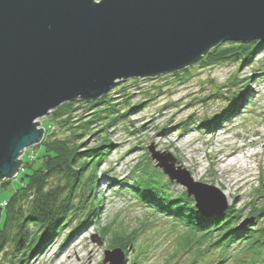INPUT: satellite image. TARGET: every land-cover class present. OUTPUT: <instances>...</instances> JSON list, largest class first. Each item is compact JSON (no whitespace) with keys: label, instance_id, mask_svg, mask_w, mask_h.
<instances>
[{"label":"rangeland","instance_id":"1","mask_svg":"<svg viewBox=\"0 0 264 264\" xmlns=\"http://www.w3.org/2000/svg\"><path fill=\"white\" fill-rule=\"evenodd\" d=\"M199 63L185 68L190 70L189 78L174 77L183 69L119 81L105 95L109 108L106 104L80 106L74 116L93 111L104 116L112 108V117L116 118L105 130L101 128L106 127V120L99 119L101 122L95 125V130H100L99 137H107L110 143L102 150L105 158L97 171L99 210L93 221L79 230H75L74 223L75 229L67 228L51 239L32 264H105V251L114 247L132 249L126 254L127 264H214L212 254L219 249L198 257L202 247L194 238L202 232L147 207L128 189L132 168L138 161L146 157L149 166L157 168L149 147L171 153L194 181L215 186L222 193L228 188L229 204L234 203L236 209L247 208L256 191L264 186V73H258L264 72V48L243 67L226 63L201 68ZM234 76L239 82L231 85ZM243 86L248 88L244 97ZM225 91L230 93L223 94ZM234 94H239L238 100L230 107ZM59 108L37 121L38 129L43 130L42 140L24 151L18 174L1 181L0 203L26 183L33 168L40 166L46 141L67 134L64 108ZM225 108L228 114L208 126L207 121ZM94 140L97 138H90L89 144H94ZM241 153L251 156L244 163L227 165ZM156 170L162 173L159 168ZM199 170L206 172L203 177H198ZM221 177L223 182L218 186ZM168 189L173 193L186 191L174 182L169 183ZM229 249L227 264H237L246 257L239 243ZM3 264H8L7 260ZM255 264H264V252Z\"/></svg>","mask_w":264,"mask_h":264},{"label":"water","instance_id":"2","mask_svg":"<svg viewBox=\"0 0 264 264\" xmlns=\"http://www.w3.org/2000/svg\"><path fill=\"white\" fill-rule=\"evenodd\" d=\"M255 41L264 43V0H0V181L41 142L36 121L64 103L94 102L119 81L177 72L225 42ZM148 152L203 215L227 209L220 189L194 182L170 153ZM123 262L121 249L105 251L103 263Z\"/></svg>","mask_w":264,"mask_h":264},{"label":"trees","instance_id":"3","mask_svg":"<svg viewBox=\"0 0 264 264\" xmlns=\"http://www.w3.org/2000/svg\"><path fill=\"white\" fill-rule=\"evenodd\" d=\"M262 48L264 43L259 41L226 42L211 50L199 65L212 68L235 63L243 67ZM189 71L185 69L174 77L189 78ZM231 81V85H235L239 79L234 76ZM216 89L222 93L221 87ZM247 92L248 88L243 86L242 96ZM238 95H232L230 107L235 105ZM99 104H106L109 108L108 96L91 103L73 102L62 107L67 134L46 141L40 166L33 168L26 183L6 200L5 208L0 207V264L5 260L8 264H29L30 256L38 255L37 248L42 246V242L57 235L60 228L73 229L76 223L77 228L74 229L77 231L96 214L99 205L95 192L97 171L105 158L102 150L110 143L107 137H99L100 130H95V125L106 120V127L101 128L105 130L116 122V118L112 117V108V112L105 108L104 116L99 111L79 117L74 114L81 105L91 108ZM224 114H228L227 108L212 121H207V125L215 124ZM92 137L97 140L90 145L88 140ZM149 164L145 157L132 168V180L128 184L131 194L147 207L165 210L173 220L175 218L177 222L202 232L194 238V242L202 247L198 257L219 249L217 254H212L215 255L212 262L227 264L229 248L239 243L243 248L241 253L246 257L237 264H255V259L264 252V186L256 191L255 202L252 201L247 208L236 209L231 205L221 216L204 218L195 210L192 199L185 192L169 190L168 181L162 180L161 173ZM52 180H55L54 184ZM244 222L246 224L242 226Z\"/></svg>","mask_w":264,"mask_h":264},{"label":"bare ground","instance_id":"4","mask_svg":"<svg viewBox=\"0 0 264 264\" xmlns=\"http://www.w3.org/2000/svg\"><path fill=\"white\" fill-rule=\"evenodd\" d=\"M97 1V0H96ZM256 42V41H255ZM101 99V98H100ZM100 99H98V100H100ZM98 100H96V101H98ZM73 102H84V101H82V100H76V101H73ZM73 102H70V103H73ZM95 102V101H94ZM70 103H64L63 105H61L60 107H63L65 104H70ZM85 103H87V102H85ZM89 103H91V102H89ZM51 113V112H50ZM49 116V115H48ZM47 116V117H48ZM39 120H41V119H39ZM38 121V120H37ZM36 121V122H37ZM171 132H168V135L170 134ZM26 150V149H25ZM24 150V151H25ZM24 151L22 152V154L24 153ZM164 152H166V151H164ZM161 153H163V152H161ZM171 154V153H170ZM172 155V154H171ZM173 156V155H172ZM251 156V154H240L238 157H236V158H234L233 160H230L229 162H227V165H232V164H234V163H237V162H240V163H244V162H246V159L248 158V157H250ZM21 157H22V155L19 157V161H22L21 160ZM174 157V156H173ZM175 158V157H174ZM213 158V157H212ZM177 160V159H176ZM156 163V162H155ZM180 165V164H179ZM181 166V165H180ZM156 167V166H155ZM182 167V166H181ZM158 168V167H157ZM156 168V169H157ZM161 171H162V173H161V175H163L164 177H167V180H168V183H170V182H174V181H171L170 180V178H169V176L167 175V174H165L164 172H163V170L161 169V168H159ZM18 170H19V168L17 169V171L15 172V175L14 176H16L17 174H18ZM199 172V175H198V177H203L204 175H205V171L204 170H199L198 171ZM13 176V177H14ZM163 176H162V179H163ZM156 178H157V176H155ZM222 180V181H221ZM194 182H196V181H194ZM223 182V177H221L220 179H218V183H217V185L219 186V183H222ZM174 183H176V182H174ZM197 183H199V182H197ZM177 184V183H176ZM202 184V183H201ZM0 185H1V181H0ZM208 185V184H207ZM210 186H212V185H210ZM219 189V188H218ZM222 191H223V195H224V197L226 198V200H227V205H228V207H227V209L222 213V214H224L227 210H228V208L229 207H231V205H233V206H235L234 205V203H231V204H229V202H230V200H229V198H230V191H229V189L228 188H226L225 190H223L222 189ZM185 194L189 197V198H191L192 199V201H193V206H194V208H195V210L199 213V215H201V216H203L204 218H211V217H217V216H221V214H218V215H216V214H211L210 216H206V215H203L197 208H196V202H195V199L192 197V196H189L188 194H187V192L185 191ZM4 206H6V201H4V202H1L0 203V207L3 209V208H5ZM98 210H99V205H98V209H97V212H98ZM96 212V213H97ZM161 214H163L164 216H167V217H170L171 215L170 214H168L165 210H160L159 211ZM172 217V216H171ZM95 217L93 216V217H91L90 218V220H92L93 221V219H94ZM174 220H175V218H174ZM205 227V226H204ZM65 229H67L66 227H62V228H60V230L63 232ZM61 231L60 232H58V234H60L61 233ZM57 234V235H58ZM57 235H55V236H57ZM55 236H53V237H51V238H49V239H46V240H44L43 242H42V246H39L38 248H37V253H38V255H31L30 256V259H29V264H32L38 257H39V255L41 254V253H43L45 250H46V248L48 247V246H46L47 245V243L51 240V239H53ZM50 245V244H49ZM132 249H128V251H131ZM123 251V253H124V262H123V264H127V258H126V254H127V252L128 251H124V250H122Z\"/></svg>","mask_w":264,"mask_h":264}]
</instances>
